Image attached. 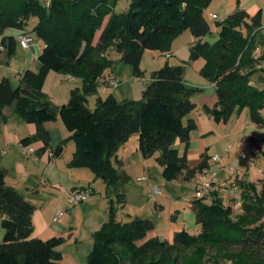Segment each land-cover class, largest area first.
Wrapping results in <instances>:
<instances>
[{
  "label": "trees",
  "instance_id": "1",
  "mask_svg": "<svg viewBox=\"0 0 264 264\" xmlns=\"http://www.w3.org/2000/svg\"><path fill=\"white\" fill-rule=\"evenodd\" d=\"M119 1L0 0L2 45L10 54L16 51L17 36L5 35V31H26L32 17L36 22L26 32L44 42L38 70L24 71L16 87L8 77L0 79V126L6 119L4 109L14 106L20 117L36 125L35 134L22 138L21 144L42 141L38 151L42 154L51 141L45 123L61 118L76 145L68 165L90 168L108 187L117 188L125 181L114 159L121 163L118 151L134 134H138L143 157H155L167 180L182 176L193 179L211 166V155L204 152L193 166L188 160L191 133L198 127L190 115L198 106L192 100L198 89L188 87L184 79L185 63L189 61L167 62L155 70L140 101L120 100L109 94L105 98L99 96L96 107L90 108L88 97L98 91L100 77L113 63L107 57L110 49L117 50L121 60L133 66L135 75L142 76L141 62L147 50L170 53L174 39L190 30L195 37L190 60L205 59L200 73L217 87V102L203 110L217 123H228L234 114L240 115L249 108L252 121L264 127V48L259 57L255 56L258 31L264 28V10L260 8L252 15L237 5L223 20L214 18L220 30L219 38L211 43L204 40L212 33L205 10L213 0H128L125 10H119ZM256 29L259 30L254 32ZM261 43L264 47V36ZM51 71L81 79L82 86L71 90L67 103H54L44 91ZM258 72L262 87L253 83ZM178 141L184 145L183 150L176 146ZM63 149L60 145L54 154L60 156ZM238 183L242 187L244 213L237 220L233 219L232 207L225 206L222 195L215 192L211 202H205L206 198L193 201L200 232L177 231L173 242L158 236L146 239L155 228L149 218L118 220L112 198L109 220L95 231L93 250L84 264H180L172 252L181 249L195 250L201 258L192 264H208L211 258L206 260V256L214 250L219 256L230 253L234 258L239 254L243 259L239 264H264V186L258 189L255 182L242 179ZM252 191L258 205L248 199ZM116 198L121 202L125 194L118 193ZM36 209L37 205L24 193L8 184L6 171L0 167L4 229L0 264H61L63 254L58 248L66 237H34ZM147 258L151 260L146 262Z\"/></svg>",
  "mask_w": 264,
  "mask_h": 264
},
{
  "label": "rangeland",
  "instance_id": "2",
  "mask_svg": "<svg viewBox=\"0 0 264 264\" xmlns=\"http://www.w3.org/2000/svg\"><path fill=\"white\" fill-rule=\"evenodd\" d=\"M41 1L45 3L48 0ZM119 4V10H125L128 0H120ZM237 5L254 14L260 8L264 10V0H213L205 10V15L212 26V33L204 37L205 41L212 43L219 38L220 28L217 27L216 20L212 18V13H216L219 15V20H223ZM35 22L36 18L32 17L28 21L27 28L31 29ZM8 30V33H16L14 29ZM258 30L256 29L254 32ZM244 32L246 33V29H244ZM258 32L256 57L262 54L264 48L261 43L264 36V28H261ZM1 37L0 34V39ZM193 38L194 36L190 30L182 32L174 39L172 54L169 57H167V53H162L161 51L147 50L141 62L142 76L135 75L133 66L122 61L121 55L117 50L110 49L107 52V57L112 59L113 63L106 69L105 75L108 73L109 75H117L116 77L120 80V83L116 89H112L110 86L107 87L103 79H101L98 91L89 95L88 105L90 108H95L99 95L107 96V94L111 93L120 100H142L143 90L151 80L152 73L167 62L179 64L189 61L185 63L186 79L191 85L203 87L202 83L210 80L202 76L196 68L197 64L190 60V46L193 44ZM35 39L39 41L40 38L35 36ZM41 44H43L42 39ZM259 67L261 66L259 65ZM0 71V74H8L10 76L14 87L19 85L17 79H15L16 69L4 68ZM50 75L45 85V90L53 94L55 100H52L54 103L59 105L67 103L70 97L65 94V96L61 97V100L58 99L61 95H57L55 79H52L55 74L53 72ZM259 75L258 72L252 79L255 85L262 87L263 83L259 81ZM2 76L0 75V79L3 78ZM70 86L81 87V79H72ZM202 92L198 90L192 97L196 104H201L202 98H204ZM8 111L10 112V110ZM199 114H204V110L197 106L190 115L199 117ZM262 114L264 116V108L262 109ZM59 119L58 123L62 125L65 133H68L69 130L65 128L64 122L61 118ZM11 120L10 133L8 135L3 128L0 129V154L1 151H6V153L3 152L1 154L0 166L8 170L9 182L36 204L38 206L37 209L43 208L44 215L50 216L58 209L65 211V215L60 221H52L51 224L53 229L57 230L61 236L66 237V242L58 248L63 254V259L65 257L64 261L62 260V264H71L70 262L73 258L79 264L87 262L93 250V235L95 231L109 220L112 198H114L118 220L129 221L133 217L141 216L149 218L155 223V228L148 232L146 239L158 236L162 240L173 242L174 234L177 231L186 229L191 234L200 232L201 226L197 224L196 212L193 208V201L198 199L196 197L197 185L195 178L188 180L185 176H182L176 180H167L162 175L163 168L155 157L145 159L142 156L139 150L138 135H134L119 149L118 158L121 163L114 159V164L118 168L119 173L123 174L125 180L115 188L108 187L88 167L66 166V163L71 160L74 147L76 146L75 142L70 144L68 143L70 140H64L66 137L63 138L65 135L62 130L61 132H55L53 138L51 137L50 148L57 149L62 140V143L65 144L63 156L53 166L49 165V152L43 158L39 157L38 160L29 157L26 150L22 149L19 139L35 134L36 125L26 122L16 113ZM211 123L214 125L213 133L204 142L210 145V153L212 155L217 154L221 157L219 162L214 163V169L218 171L219 180L224 183L234 179L237 183L239 179L252 181L258 185V189H261L264 186V127L252 121L249 108L244 109L240 115L234 114L228 123H217L213 118H211ZM195 134L199 135L198 132H195ZM9 137L16 139L9 144L7 143ZM199 144L195 140L193 147L200 146ZM39 145V142L33 145L37 153L39 149L36 147ZM181 148L183 149V146ZM244 154H252L254 156L253 164L243 158ZM38 155L41 156V153H38ZM219 167H225L226 173L225 170L223 171L225 177L220 175ZM56 173H58L60 179L56 177ZM139 176H146V178L140 180L138 179ZM153 184H156L162 191L161 195L154 194ZM71 185L86 189L89 192L88 200L78 205L69 204L67 200L68 193L64 198L63 193L64 188ZM29 189L30 193H28ZM233 192L230 189V193ZM252 192L249 194L251 198L248 199H250L251 204L258 205V203H255L254 191ZM118 193L125 194V198L121 202H117L116 194ZM214 193L211 195L214 196ZM219 193L223 197L224 205L232 207L233 219L237 220L244 213L241 185L239 184L237 196L224 190ZM212 196L206 197L205 202H211ZM3 236L4 229L2 227V215L0 214V242H2ZM207 249L212 248L207 246ZM172 255V257H176L179 260L180 264H192L195 259L201 260L197 254L195 255V250H175ZM240 258L239 254H236L234 258L230 257V253L225 256H219L216 255V250L211 251L206 256V260H210L208 264L213 261H217L218 264H239L243 260ZM236 259L238 260L236 261ZM149 260L151 259L147 258L146 262ZM128 264H136V262L129 261Z\"/></svg>",
  "mask_w": 264,
  "mask_h": 264
},
{
  "label": "crops",
  "instance_id": "3",
  "mask_svg": "<svg viewBox=\"0 0 264 264\" xmlns=\"http://www.w3.org/2000/svg\"><path fill=\"white\" fill-rule=\"evenodd\" d=\"M251 14H254V13H251ZM107 20H108V17L105 19L104 25L107 22ZM7 30L4 33L5 35H14V36H17L21 31H23V30H19V29H14V30H16V33H8L9 30L8 31ZM28 30L29 29H27L26 31H28ZM101 32H102V29L97 32L94 43H97ZM32 35L34 36V42L30 45V47L29 48H23L19 44V42L17 41L16 51H15L14 54H10L8 48L2 45V37H3V35H1L2 37L0 39V70H3L4 68H8V69L14 68V69H16V71H17L16 73L17 74H16V78L15 79H17L18 82L20 81V77L23 74V72L26 71L27 69H32V70L36 71L39 68L38 56L40 55V53L42 51V48L44 46V42H43V44H41V39H39V41H37L35 39V35L34 34H32ZM194 40H195V37L193 38L192 43L194 42ZM171 52L167 53V54H169V56H170L172 54ZM169 56H167V57H169ZM194 62L197 64L196 68L200 71L201 68L205 64V59L199 58L197 60H194ZM3 72H5V71H3ZM53 72H54L55 75H53L52 79H55L56 91L58 93L57 95L58 96L61 95L60 97L57 96L58 99L61 100L62 99L61 97L65 96V94H67L68 97H70L71 90L73 88H75L74 86H70V82H71L72 79H79V78L73 77V76H71L69 74H62V73H58V72H55V71H51L48 74L47 78H46L45 85H46V83L48 81L49 76H51L50 74L53 73ZM0 75H3L2 77H8L10 79V76L8 74L7 75L6 74H0ZM108 75H109V73L105 75V72H104V74L100 77V81H102L101 79H103L104 84L107 87H109L108 82H109L110 78L117 76V75L115 76V74L114 75L111 74L109 76ZM184 79H185V83H186V85L188 87L198 89L199 91H203L202 95H203L204 98H202V102H201L200 105L197 104L202 109L206 105L212 107L217 102V93H216L217 87H216V84L214 82H211V81L204 82V83H202V85H204L203 87H196L194 85H191L189 83V81L186 79V70H185V74H184ZM10 81H11V79H10ZM45 85H44V91L50 96L51 99L55 100L53 94H51L50 92L45 90ZM99 96L102 97V98H105V97L108 96V94H107V96H101V95H99ZM8 110H10V112ZM15 113L17 114V112L15 111L14 106H7L4 109V115L6 116V119L1 124L0 129L3 128V130L6 131L7 135H8V133H10L9 126H10L11 121H12L11 118H12V116ZM193 118L196 120V122L198 124V127H197V129L193 130L192 133H191V144H190V148L188 150V160H189L190 165H192V166L197 164L201 160L202 154L204 152H206V151H208L209 155L213 156L210 153V145L206 144L204 142V140L207 137H209V135L211 133H213V129H214V125H212V123H211V118L212 117L210 115H208L205 111H204V114H199V117L196 116V117H193ZM59 120L60 119L58 118L56 121H48V122H46L45 123V128L50 132V135H51L52 138H53V135L55 134V132H61V130H62V133H64V135H65V136H63V138L66 137L64 140H66V139L70 140L68 143L71 144V142H74L71 139L72 132L68 131V133H65L64 129H62V125H60L58 123ZM64 126H65V128H67L66 125H64ZM195 132H198L199 135H196ZM134 135L136 136L138 134H134ZM134 135H132V137ZM14 137H16V136L14 135ZM15 139L16 138L9 137V140H7V143L10 144L13 141H15ZM21 139H19V142H20ZM195 140L200 143L199 144L200 146L193 147V142H195ZM37 142H39L40 145L37 146L36 148L40 149V147L43 146V142L42 141H37ZM37 142H35V143L31 144V145L33 146ZM62 142H63V140H62ZM62 142H61L60 145H63V147L65 148V144L62 143ZM21 146H22V149H25L24 145L21 144ZM176 146L179 147L180 149H182L181 147L183 146V149H184V145L182 143H180L179 141L176 143ZM75 149H76V147H74L73 153H74ZM3 152L6 153L5 150ZM3 152L1 151V154ZM47 153L49 154V157H50L49 165L53 166V164H55V162H57L58 159L63 156L64 151L62 152L61 156L57 157L54 154V149L49 147L48 150H46V152L42 153L41 156L38 155V157L43 158L44 156L47 155ZM1 154H0V157H2ZM72 156H73V154H72ZM67 163H66V166H68ZM0 167L6 171V179H7L8 184L13 186V187H15L8 180V177H9L8 170L6 168L2 167V166H0ZM218 170L220 172V175L221 176L223 175L225 177V173H226L225 167L224 168L223 167H219ZM224 170H225V173L223 172ZM55 175H56V177L58 179H60L58 177V173H56ZM59 181L61 183H63L61 180H59ZM77 189H80V187L72 186V185L70 187L67 186L66 188H64L63 198H64L65 195H67V193L73 192V191H75ZM30 192L31 191L29 189L28 193H30ZM92 192L93 191L91 189V193ZM42 210H43V208H40V210L38 208L34 212V225H35V230H34V234H33L34 237L46 240V239H49V238H51L53 236H61V234L57 230L53 229V227L51 226L52 217H53L55 212H53L50 216H46V215H44ZM64 259H65V257H64ZM64 259H62V260L64 261ZM70 263L71 264H79V262L76 259H74V258L71 260ZM61 264H62V261H61Z\"/></svg>",
  "mask_w": 264,
  "mask_h": 264
},
{
  "label": "built area",
  "instance_id": "4",
  "mask_svg": "<svg viewBox=\"0 0 264 264\" xmlns=\"http://www.w3.org/2000/svg\"><path fill=\"white\" fill-rule=\"evenodd\" d=\"M213 18H219V15L216 13L212 14ZM17 41L23 48H29L30 45L34 42V36L29 34L26 31H21L17 35ZM169 56V54H167ZM120 83V80L117 77L110 78L108 85L112 89H116ZM26 153L29 157H32L35 160H38V154L35 148L32 145L25 146ZM243 158L253 164L254 156L252 154H244ZM221 157L217 154L211 156L210 167L205 168L203 171L199 172L195 178L197 191V198H208L212 196L214 192L227 191L229 194L237 196L239 190V183L234 179L228 183L221 182L218 177V171L214 169V163L219 162ZM146 178L139 177L138 179L143 180ZM221 182V183H220ZM154 194L161 195L162 191L157 187L156 184H153ZM230 189L234 191L230 193ZM212 194V195H211ZM89 192L86 189H77L73 192L68 193V203L71 205H78L88 200ZM65 215V211L58 209L55 211L52 221H60Z\"/></svg>",
  "mask_w": 264,
  "mask_h": 264
}]
</instances>
